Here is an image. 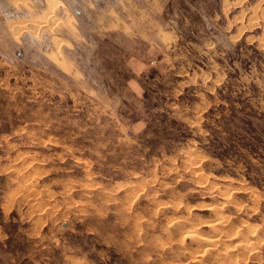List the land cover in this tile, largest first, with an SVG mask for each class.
<instances>
[{"label":"rangeland","instance_id":"374dc122","mask_svg":"<svg viewBox=\"0 0 264 264\" xmlns=\"http://www.w3.org/2000/svg\"><path fill=\"white\" fill-rule=\"evenodd\" d=\"M214 236L207 264H264V0H0V264Z\"/></svg>","mask_w":264,"mask_h":264},{"label":"bare ground","instance_id":"6f19581e","mask_svg":"<svg viewBox=\"0 0 264 264\" xmlns=\"http://www.w3.org/2000/svg\"><path fill=\"white\" fill-rule=\"evenodd\" d=\"M51 15V14H50ZM49 15V16H50ZM53 15V14H52ZM51 17V16H50ZM24 27V26H23ZM57 48H58V54H59V59H60V62L61 63H63V65H62V67L64 68V69H66V68H69L70 67V65L69 64H66L65 62H64V59L62 58V56H63V54H62V48H61V45L59 44V45H57ZM50 58L53 60V59H57V56L54 54V55H51L50 54ZM196 166V165H195ZM194 169V168H193ZM197 172V171H196ZM199 176V175H198ZM235 190V189H234ZM233 190V191H234ZM157 196V195H156ZM155 196V197H156ZM238 205V204H237ZM167 207V206H166ZM217 212V211H216ZM215 212V213H216ZM177 220V219H176ZM175 221V220H174ZM178 221V220H177ZM180 222V221H179ZM182 222H183V219H182ZM181 222V223H182ZM176 224H177V222H176ZM175 224V225H176ZM218 224V222H215V220H214V222L211 224V227L213 228V229H215V230H217L218 228L216 227V225ZM174 226V225H173ZM172 227V226H171ZM219 227V226H218ZM173 228V227H172ZM175 228H180L179 230H183L182 229V226L180 225V224H177V226L175 227ZM177 229V230H178ZM186 229H188V227L186 228ZM191 229V228H190ZM187 231V230H186ZM217 231H219V230H217ZM212 232V231H211ZM179 233H181V232H179ZM187 233H189V232H187ZM191 234V233H190ZM198 234H202V233H198ZM181 235H183V234H181ZM192 235H194V239H195V234H192ZM191 235V236H192ZM219 235V234H218ZM229 235V234H228ZM199 236V235H198ZM197 236V237H198ZM200 236H202V235H200ZM220 236V235H219ZM232 236V235H231ZM186 237V236H185ZM222 237V236H221ZM192 238H193V236H192ZM203 238V237H202ZM204 238H205V236H204ZM218 238V237H217ZM210 239V238H209ZM221 239V238H220ZM229 239V238H228ZM234 238H232V240H233ZM231 239L229 240L230 242H233ZM197 241V240H196ZM202 241V240H201ZM221 241V240H220ZM228 241V242H229ZM204 242H206V241H204ZM203 241H202V243H204ZM219 242V241H218ZM229 242V243H230ZM235 242V241H234ZM194 243H196V244H202L200 241H198V243L197 242H195L194 241ZM249 243V242H248ZM215 245H219V244H217V239H215V236L212 238V240H210V241H207V243H205L203 246H202V248L201 249H203L204 251H203V253H197V255L196 256H194V257H192V259L194 260L193 261V264H207V263H209L210 262V260L211 259H213V257H211L212 256V254H214L215 253V250H213V246H215ZM260 245V244H259ZM216 247V246H215ZM241 248V247H240ZM249 249V248H248ZM247 250V249H246ZM255 250V249H254ZM249 252H250V249L248 250ZM217 252V251H216ZM223 253H225V252H223ZM226 254V253H225ZM228 254V253H227ZM226 254V255H227ZM208 255V256H207ZM211 255V256H210ZM218 255V254H217ZM221 256V255H220ZM219 256V257H220ZM229 256V254L227 255V257ZM226 257V256H225ZM224 257V258H225ZM231 257V256H230ZM218 259V258H217ZM226 260H227V258H226ZM214 261V260H213ZM217 262H218V260H217ZM212 264H214V263H212Z\"/></svg>","mask_w":264,"mask_h":264},{"label":"crops","instance_id":"0c3cea01","mask_svg":"<svg viewBox=\"0 0 264 264\" xmlns=\"http://www.w3.org/2000/svg\"><path fill=\"white\" fill-rule=\"evenodd\" d=\"M136 66L139 68V69H144V67L145 66H147L146 65V63H144V62H142V61H138V60H136ZM144 66V67H143Z\"/></svg>","mask_w":264,"mask_h":264}]
</instances>
